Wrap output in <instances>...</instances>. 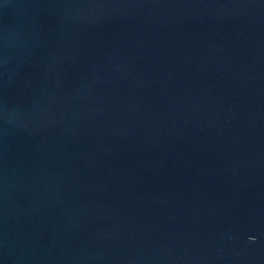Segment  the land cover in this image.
Returning <instances> with one entry per match:
<instances>
[{
    "label": "water",
    "instance_id": "1",
    "mask_svg": "<svg viewBox=\"0 0 264 264\" xmlns=\"http://www.w3.org/2000/svg\"><path fill=\"white\" fill-rule=\"evenodd\" d=\"M0 264H264V0H0Z\"/></svg>",
    "mask_w": 264,
    "mask_h": 264
}]
</instances>
